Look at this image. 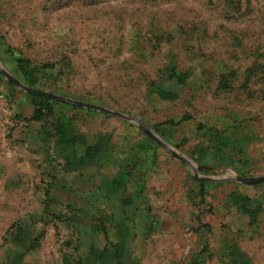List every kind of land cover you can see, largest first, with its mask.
<instances>
[{
	"label": "rangeland",
	"instance_id": "obj_1",
	"mask_svg": "<svg viewBox=\"0 0 264 264\" xmlns=\"http://www.w3.org/2000/svg\"><path fill=\"white\" fill-rule=\"evenodd\" d=\"M0 64L140 119L197 168L126 121L156 155L132 221L84 203L89 177L64 207L35 131L60 114L103 123L0 73V264H264V180H223L264 175V0H0Z\"/></svg>",
	"mask_w": 264,
	"mask_h": 264
},
{
	"label": "crops",
	"instance_id": "obj_2",
	"mask_svg": "<svg viewBox=\"0 0 264 264\" xmlns=\"http://www.w3.org/2000/svg\"><path fill=\"white\" fill-rule=\"evenodd\" d=\"M65 106L71 108L69 105ZM75 109L81 113L75 111L74 115L88 114L91 117L84 119L85 122L91 121L96 127L103 123L104 128L98 127L88 132L81 129V125L71 114L52 117L49 123H45L44 127L39 126L35 131L37 136H46L45 158L52 164L51 168L53 165L59 168V179L62 180L60 187L67 191V200L74 193L69 192L74 180L89 177L92 183L89 192L84 196V203L87 202V206H92L94 211H99L106 217L112 228L118 225L119 221L131 222L129 208L137 206L134 200L138 199L140 206L144 204L142 201L146 200L145 193L149 188L146 177L156 166L155 149L151 150L145 139L134 137L133 127L126 123L128 120L105 113L96 114L98 111L84 107L77 106ZM59 116L61 124L57 126L54 122ZM106 125L109 127H105ZM118 125L119 129L116 127ZM190 166L193 170L194 165ZM71 203L69 199L63 206H73ZM129 217L131 220H128Z\"/></svg>",
	"mask_w": 264,
	"mask_h": 264
},
{
	"label": "water",
	"instance_id": "obj_3",
	"mask_svg": "<svg viewBox=\"0 0 264 264\" xmlns=\"http://www.w3.org/2000/svg\"><path fill=\"white\" fill-rule=\"evenodd\" d=\"M0 73L3 74L6 77V79L13 82L17 87H19L20 89H22L23 91H25L26 93H28L30 95L48 98L51 100L63 102V103L73 105V106L84 107V108H87L90 110L102 112V113H105L108 115L117 116V117H120L122 119L131 121L132 123L137 125L140 129H142L148 135V137H150L154 142L161 145L163 148H165L172 155L178 157L183 162H185L189 165H192L191 162L189 160H187L183 155H181L176 149H174L172 146H170L164 140L159 138L149 126H147L144 122H142L140 119H138L134 116L125 115L121 112L103 107V106L98 105V104L79 101V100L63 97V96H60V95L55 94V93L31 88V87L25 85L22 81L13 77L1 64H0ZM193 171H194V173H196V171H197V168L194 166H193ZM195 177L197 178L196 174H195ZM223 180L224 181H237V182H241L244 184H251L253 182H258V181L264 180V175L257 176V177H242L239 175H232L228 178H224Z\"/></svg>",
	"mask_w": 264,
	"mask_h": 264
},
{
	"label": "trees",
	"instance_id": "obj_4",
	"mask_svg": "<svg viewBox=\"0 0 264 264\" xmlns=\"http://www.w3.org/2000/svg\"><path fill=\"white\" fill-rule=\"evenodd\" d=\"M40 103H45V104H48V105H51V104H61L60 102H56V101H53V100H50V99H46V98H40V97H35ZM34 119H38V120H43L45 118V114L42 113L41 109H36L34 110V116H33ZM57 120L54 122L55 124H57V126H60V116L59 117H56ZM59 119V120H58ZM73 264H81L79 261L73 263Z\"/></svg>",
	"mask_w": 264,
	"mask_h": 264
}]
</instances>
